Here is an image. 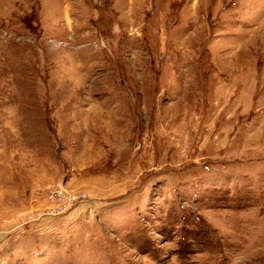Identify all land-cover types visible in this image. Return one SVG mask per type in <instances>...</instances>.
Returning a JSON list of instances; mask_svg holds the SVG:
<instances>
[{"label": "rangeland", "instance_id": "1", "mask_svg": "<svg viewBox=\"0 0 264 264\" xmlns=\"http://www.w3.org/2000/svg\"><path fill=\"white\" fill-rule=\"evenodd\" d=\"M0 264H264V0H0Z\"/></svg>", "mask_w": 264, "mask_h": 264}, {"label": "built area", "instance_id": "2", "mask_svg": "<svg viewBox=\"0 0 264 264\" xmlns=\"http://www.w3.org/2000/svg\"><path fill=\"white\" fill-rule=\"evenodd\" d=\"M70 192H67L66 190L63 189H55L49 191V195L52 199L54 198V200L58 201L62 207H65L74 202H77L81 197L80 193H73V192L70 193Z\"/></svg>", "mask_w": 264, "mask_h": 264}]
</instances>
